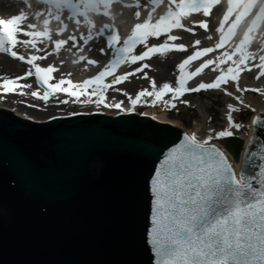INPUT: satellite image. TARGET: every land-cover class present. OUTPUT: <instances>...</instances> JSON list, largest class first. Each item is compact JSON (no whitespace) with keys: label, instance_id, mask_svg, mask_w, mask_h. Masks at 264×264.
I'll list each match as a JSON object with an SVG mask.
<instances>
[{"label":"water","instance_id":"1","mask_svg":"<svg viewBox=\"0 0 264 264\" xmlns=\"http://www.w3.org/2000/svg\"><path fill=\"white\" fill-rule=\"evenodd\" d=\"M252 117L222 144L259 188L264 111ZM42 120L0 107V264H155L151 179L186 133L134 112Z\"/></svg>","mask_w":264,"mask_h":264},{"label":"snow or ice","instance_id":"2","mask_svg":"<svg viewBox=\"0 0 264 264\" xmlns=\"http://www.w3.org/2000/svg\"><path fill=\"white\" fill-rule=\"evenodd\" d=\"M44 2L51 4L56 9V13L50 14L57 21L61 20L59 13L68 9L72 14L70 19L83 16L87 24H92V21L88 19L89 11H99L103 7L107 14V9L117 0H44ZM160 2L161 0H153L155 4ZM219 3L220 0H170V4L174 5V8L169 7L167 12L159 16L154 23L150 15L142 23L135 24L131 34L123 41L122 45L118 34L109 35L108 46L114 51L113 58L96 76L83 82L74 83L71 79L61 78L56 83H50L53 79L52 74L57 69L53 66L42 67L40 64L34 63L45 57L31 55L26 62L33 66L36 78L45 87L42 95L39 91L32 92L31 95L48 101L57 93H66L75 97L77 102L105 104V91L108 88L123 83L130 76L144 72V69L149 67L147 63H142L132 72L114 75L119 66L125 63L143 62L156 54L166 55L173 50H186L184 44L170 43L178 39L177 36L170 33L174 29H184L186 26L182 21L192 13L202 12L205 17H208L213 6ZM256 6V0H228L226 13L217 28L219 41L215 46L195 50L178 65L180 75L176 82L177 86L163 83L161 87L157 88L155 80H152V90L143 89L135 98L129 97L131 104L135 106L144 97H152L154 98L150 101L152 104L163 102L166 107L174 109L177 107L176 102L185 93L220 89L229 81H238L240 74L245 69L251 70L249 61L256 59L249 47L253 41L251 34L259 23L264 21V4L259 6L255 18L252 19L251 24L243 33V37L231 51L222 53L215 60H205L194 71L186 69L193 61L229 44L236 35V29ZM234 14L235 19L229 23ZM136 15L139 17L140 13L137 12ZM24 19L23 13L12 16L10 19H0V51L17 57V52L11 49L18 43L35 48L38 41L43 42L41 38L51 39L47 29L49 20H44V31H35L25 30L21 27ZM79 22V20L76 21V23ZM226 24L228 27L225 30ZM35 27V25H28V29ZM109 27L111 26H104V28ZM200 27L207 31L208 22L201 21ZM187 30L195 31L192 28ZM103 31L104 29H101L99 34H102ZM21 33L31 39L19 40L18 34ZM162 34H168L163 43L157 46H148L150 37L158 38ZM208 38L211 39V37ZM69 39L75 40V37ZM89 39H92L91 30L85 37V43ZM66 43V40L55 41L56 50ZM194 44L199 45L201 41L196 40ZM137 45L144 46L146 50L141 54H134ZM101 51L104 50L101 49ZM19 59L24 60L25 57L20 55ZM259 61V64L254 65L260 69L257 79L264 76V55L259 57ZM228 62L231 64L226 70H221L212 82H201L198 86L191 88L187 86L189 80L197 77L210 65L215 64L216 68H220L221 65L228 64ZM88 63L95 64L96 61L89 60ZM32 75V71L26 73V76ZM144 76L147 78V73H144ZM107 77H114V79L111 83H106ZM19 79H23V77L4 78L0 83V91L15 93L18 89H22L25 86L18 83ZM237 89L239 91L249 90L239 89L238 84ZM251 90L259 91V89ZM225 91L227 92L226 88ZM168 94H171V98L165 100L164 97ZM227 94L232 95L230 92ZM81 97H85V99L81 101ZM93 97L96 99L93 100ZM64 102L67 103V101ZM181 102L188 103V101ZM107 106L119 109L122 107V102ZM228 108L230 111L227 118L232 123L231 113L239 111V108L233 105H228ZM233 126L239 127L240 125L234 124ZM232 134V131L228 129L216 133L220 138ZM210 139H212L211 136L200 141L194 133L185 134L182 142L167 152L151 179V192L154 201L149 243L151 251L155 254V264H264V165H261L260 187L256 188L252 184L255 177H248L243 173L237 174L225 154L216 146L208 143Z\"/></svg>","mask_w":264,"mask_h":264},{"label":"rangeland","instance_id":"3","mask_svg":"<svg viewBox=\"0 0 264 264\" xmlns=\"http://www.w3.org/2000/svg\"><path fill=\"white\" fill-rule=\"evenodd\" d=\"M15 2H18L17 4L20 5V10H22L20 13H17V15H20L21 13H25V18L28 16H32L34 18V22L31 23H27L29 25H36V22L40 23L43 25V29L45 30V25H44V20L47 19L49 20V24L47 25V29L49 31V34L51 36V39L48 38H41L43 40V42H37L36 47L34 48L35 50L38 51V53H35V50L32 52L33 53H28L25 54V61H27L28 58L31 57V55H37V56H43V57H49L47 55H49L50 52L53 51V49L55 48V41L58 40H66L67 43V47L66 45H64V48L67 49L66 54H67V61L65 63L66 68L62 69L60 67H62V61L63 59H59V61L57 62L58 65H56L57 71H56V75H55V79H71L74 83L80 82L81 78H84L87 75H90L92 73H95V71L97 69H90L87 70L85 72L80 71L81 68H85L86 67H94V64H89L88 61L89 60H94L96 61L95 65H97L99 67V62L103 61L104 62L107 60L106 58H101L97 56H91L93 52H101V49H103V53L106 52H112L113 49H111L108 46V36L111 34H118L120 37V44H122L123 41V36H121V30H119L117 28L118 25H116V21L115 19L113 20V17L116 16L117 18H133L134 17V21L133 24L130 25L131 30H133V27L135 24L143 22L147 17H149L150 15L153 18V23L155 22L156 19L159 18V16L165 14L168 10V8L170 7V5L167 4L166 1L161 0V2L159 4H155L153 3V0H117V2L113 3L108 9H107V14H105V9L103 7H101V9L99 11H89L88 13V19H90L92 21V24H87L85 22V18L83 16H77V17H72L71 19L69 17H71V12L70 11H66V10H62L59 15L61 16V20L57 21L53 15H51L50 13H56V9L52 8L49 6V8L43 7L41 6L36 0H14ZM261 4H264V0H256V7H254L252 9V13L248 16L245 17L244 20L241 22L240 26L236 29V35L233 37V40L231 42L230 46H227L228 50H217L214 51L213 53H209L207 54V58L208 59H213L215 60L217 57H219L222 53L227 52V51H231L232 48H234L235 44H237L239 42V40L241 39L242 35V29L246 30V28L251 24L252 19L255 18V15L258 13L259 11V6ZM172 8H174V5H171ZM228 7V0H220L219 6H218V10L219 12L221 11H225V9L227 10ZM154 9V11H153ZM139 12L140 15L139 17H137L136 13ZM202 13V12H201ZM200 14H197L195 16V13H192L189 17L185 18L186 21H188L187 23L183 22L185 24V28L184 29H174L170 34L171 35H175L178 37L177 41L175 42H170V43H178V44H184L185 46H192L190 51L185 52V54H183L179 60L177 61L178 64L177 66L182 63L183 61L180 62L181 58L184 57L186 58L187 55H190V53L193 54V52L197 49H202L204 47L209 46L208 41H204L205 39H203V37H205V34H200V32H202L204 29L200 27V22L201 21H207V18L209 16H211V14L206 17ZM216 14L218 15V13L216 12ZM217 15H214L215 19L217 17ZM235 19V14L230 18L229 23L231 22V20ZM79 20V23H76V21ZM222 18H220V16L217 18L216 21V25L213 28L215 30V32L217 33V28L219 27V24L221 22ZM26 23V21H23V24ZM188 23H192V29H194V32H190L187 29L189 27H187ZM41 25V26H42ZM105 25H110L111 27L109 28H104ZM264 25V21L260 22L259 26H263ZM40 26V27H41ZM258 26V27H259ZM21 27L23 29H27V27L25 25L21 24ZM228 25H225V30L227 29ZM104 29L102 34L100 33V30ZM27 30H32V29H27ZM43 30V31H44ZM91 30L92 32V39H89L87 41V43H85V37L88 36L89 31ZM126 30V29H125ZM208 30V29H207ZM243 30V31H244ZM206 31V30H205ZM125 32V31H124ZM66 35V37H64ZM167 35L168 34H162L159 39H157V37H150L149 41H148V46H157L161 43H163L162 41H165L167 39ZM75 37V40L69 39L70 37ZM261 36L264 38V29L261 32ZM216 40H214V44H216L217 39L219 40V37H213ZM18 39L19 40H26V39H31L30 37H27L25 35L22 34V36L20 34H18ZM196 40H200V41H204V43H201L199 45H195L194 42ZM236 41V42H235ZM161 42V43H159ZM264 42V39H263ZM102 43V45H101ZM105 45V48H104ZM260 43L256 40L253 39L252 43L250 44L249 50L251 52H253L256 56V59L254 60H250L249 61V68L251 70L245 69L241 74L240 77H246V72H252L255 78L254 82H258V85H260L261 89H259L258 93H255L256 95L259 94L263 96L264 94V76H260L259 79H257L256 77L260 75V69L254 67V65L259 64V57L261 55H264V43H262V46H260ZM52 46V47H49ZM68 46H71L72 49H69ZM99 46V48H98ZM24 47H27L24 45ZM49 47V48H48ZM33 47H29V49H31ZM45 48H48V50H45ZM56 49V48H55ZM73 50V51H72ZM146 48L142 45H137L136 49L134 50V54H141L143 51H145ZM43 52V53H42ZM77 53H80L76 58H73L74 55H76ZM42 53V54H41ZM176 53L175 50L170 51L169 53H167L166 55H172ZM6 55V54H5ZM4 54L0 53V58L5 56ZM165 55V56H166ZM19 55H17L18 57ZM161 56L164 55H160V54H156L154 55L152 58L150 59H146L147 61H143V62H137L136 64H128L125 63L123 66V70H122V75L125 73H129L132 72L134 69L138 68L141 66L142 63H147L149 64L148 60H152V59H158ZM57 57V55L55 56V58ZM69 57V58H68ZM72 57V58H70ZM81 57H83L84 61H79L81 60ZM44 58V59H45ZM235 59V58H234ZM79 61L76 62V61ZM55 60H51L49 65L53 64ZM71 61V63H70ZM75 61V63H74ZM40 62V60L38 61ZM103 62V64H104ZM35 63V62H34ZM76 64H79L78 66H75ZM231 64V62H228V64L225 65H221L220 68H216V65H210L208 69H205L201 74H199L197 77L198 81H203V79L208 78L206 81H208L209 79L213 80L215 79V77L217 75L220 74L221 70H226V68ZM52 66V65H51ZM215 69V70H214ZM84 70V69H82ZM187 71H191V66H187ZM144 73H147L146 71H144ZM144 73L140 72L139 76L136 78L135 80V87L132 88L130 90L129 93L126 94L125 99H129V97L132 98V94L136 93V92H140L141 90L145 89V83H151V76L148 75L147 73V78H145ZM175 74L176 77H178V75H180V70H178L177 73H172ZM204 74V75H203ZM206 74V76H205ZM203 75V77H202ZM22 74L17 75V78H21ZM14 79V78H12ZM3 80L0 81V83H2ZM196 82H193L196 83ZM212 82V81H211ZM233 82V81H232ZM232 82L228 83L227 87L223 86L220 89H214V90H210V94L205 97V98H198L197 100H193V99H188L187 96L185 97H180L179 98V102H177V107L176 108H171V107H166L164 105L163 102L160 103V106H155L154 110L151 111V114H156V115H160L163 117L162 119L164 121H169L171 124H175L178 127H180L181 129L185 130L188 129V127H190L191 125H193V123L196 124V126L199 127H203L201 128V131L204 130H208L209 128H211L212 130H218V129H223V127H227V125H234V124H239V127H234V129H236V133H240V134H245L247 131V123L248 121H250L251 116L253 114H255L254 111H252V109L247 108L244 104V100L241 99L239 97V99L234 98V96L229 95L227 93H231L232 90ZM238 83V82H237ZM241 83V82H240ZM242 85H244V83H241ZM143 86V87H142ZM245 86V85H244ZM225 88L227 89V92L225 91ZM29 91H33L35 88L34 86L28 87ZM27 89V90H28ZM134 89V90H133ZM108 90V91H107ZM106 90V93H108V95L110 96V98H112V101L115 100V97L117 96V92H113L112 90H110L109 88ZM134 91V92H133ZM137 93V94H138ZM248 95H251L252 93L248 92ZM220 96V98L222 99L221 101H223L222 103H217L216 105L212 104V100L215 98H218ZM124 99V98H122ZM150 100H152V98H147L142 107L138 108V111H136L137 113H143L145 110H147L148 107L147 104H149ZM117 101V100H116ZM119 102L121 100H118ZM181 101H188L187 104L191 105H195L196 103H200L201 108L203 109V114H202V118L201 120H199L198 118L195 117L194 114H190L189 112H185L183 110H181V104H185L182 103ZM241 101H243V103H241ZM263 103L264 105V98L260 101ZM186 105V104H185ZM228 105H233L234 107L239 108V111H233L231 114L233 116V122L230 123L228 120V114L230 109L228 108ZM124 107V106H123ZM146 108V109H145ZM218 109L215 110L214 109ZM157 111V112H155ZM199 113V112H198ZM151 115V116H152ZM201 115V113H200ZM214 116V121L217 119L219 120V123L222 124V127H216V126H211V123L208 122V120H206L207 116ZM208 139V136H206ZM210 137V136H209ZM223 139H210L208 140V142L211 143H217L220 142V144L222 143Z\"/></svg>","mask_w":264,"mask_h":264},{"label":"bare ground","instance_id":"4","mask_svg":"<svg viewBox=\"0 0 264 264\" xmlns=\"http://www.w3.org/2000/svg\"><path fill=\"white\" fill-rule=\"evenodd\" d=\"M163 1H166L167 4L170 5V7H171L170 0H163ZM17 3L18 2H15L14 0H0V19H10V18H7V16H10L11 14H15L17 12H20V5H18ZM218 6H219V4L213 6V9L210 13L211 16H209L207 18V22L209 25L208 30L207 31L203 30L202 32H200V34H205V37H203V39H205L204 41H206V42L208 41L209 46H207V47H214L215 46L214 40H216V39L213 37H216V38L219 37V33L218 32L216 33L213 28L216 25L217 18L221 14H224L223 13L224 11H222V12L217 11L219 9ZM216 12L218 13V15L216 14ZM197 14H200V13H195V16ZM202 15H203V13H201V16ZM214 15H217L216 19H215ZM114 19L116 21V25H118L117 28L119 30H121V36H123L122 38H124L125 35H129V33H130L129 31L131 30L130 25L133 24V21L135 20L134 17L133 18L128 17V18L122 19V17L117 18L116 16H114L113 20ZM205 19H206V17H205ZM24 20L26 21V23H24V25L27 27V29H28V25H29L27 23H31V22L35 21L31 15L29 17L27 16ZM183 22L187 23L188 21H186L184 19ZM36 23H37L36 25H38V27H36V29H34L35 31L43 29L42 24H40L38 22H36ZM187 27L191 28L192 23H188ZM263 29H264V25L261 27L259 26L251 34L253 36V39L256 40V43H257V41L260 43L259 47L262 46V43H264L263 42L264 38L261 36V32ZM243 30L244 29H242L241 35H243V33L247 30V28H246V30H244V31ZM64 37H66V35ZM208 37H211V39H209ZM157 39H159V37ZM123 40H125V39H123ZM204 41L203 42L201 41V43H204ZM218 41L219 40L217 39V42ZM162 42H164V41H162ZM159 43H161V42H159ZM101 45H102V43H101ZM230 45H231V43L227 44V46H230ZM227 46L225 45V47L220 49V50H224V49L228 50ZM29 47L30 46L24 47V44L18 43L11 50L12 51L15 50L18 54H22L25 56V54L33 53L32 50L33 51L35 50L34 48L29 49ZM49 47H52V46H49ZM66 47H67V45H66ZM68 47H69V49H72L71 46H68ZM191 47L192 46H186V50H184V51L175 50L176 53L172 54L171 56L170 55H166V56L164 55L158 59L148 60L149 64H151V65H149L148 68L144 69V71H146L148 73V75L151 76V79L155 80L157 88L161 87L163 85V83H169L172 86H177L176 82H177L179 75H178V77H176L175 74H172V73L178 72L179 68L177 66V64H178L177 61L179 60V58L183 54H185V52L190 51ZM48 48H45L44 51L48 50ZM98 48H99V46H98ZM104 48H105V45H104ZM217 50H219V49H216L215 51H217ZM66 51H67V49L64 48V45L59 50H56L54 48L53 51L50 52L49 55H47L49 57H46L45 59L40 60V62L38 64L42 63V65H43L45 63H50L51 60H55L53 65H55V68H56V65H58L57 62L59 61V59L60 60L63 59L62 61H64V62L61 63L62 67H60V68L65 69L66 68L65 63L67 61ZM35 53H38V51L35 50ZM79 54L80 53L76 52V55H74L73 58H76ZM190 54H192V53H190ZM56 55H57V57L55 58ZM91 56H97V58L98 57H101V58L104 57V58L110 59V60L112 59V54L109 52H106V51H105V53H103V52L101 53L99 51L93 52ZM207 56L201 57L200 60L193 61L189 65V66H191V71H194L196 67H199V65L201 63H203L205 60H207L208 59ZM70 58H72V57H70ZM184 59H186V58L182 57L180 62L183 61ZM38 61L39 60L35 61V63H37ZM75 61H74V63H75ZM79 61L82 62V61H84V59H81ZM79 61H76V62L79 63ZM145 61H147V60H145ZM103 62H104V60L99 62V64H102ZM70 63H71V61H70ZM78 65L79 64H76L75 66H78ZM123 65L124 64H122L121 66L118 67L119 70L115 73V75H122ZM30 68H32L31 65L27 64V62L25 60H20L16 57L14 58L13 56L5 55V56L0 58V81L3 80L4 78H9V79L15 78V77H17V75H20L22 73L26 74L25 72L27 70L32 71V69H30ZM94 68L97 69L98 66L94 64V67H89V68L86 67V69L81 68L80 71L85 72V71L90 70V69L93 70ZM82 69H84V70H82ZM54 73L56 74V71ZM139 73H136L135 76H130L123 83L113 85L111 88H109L113 92L118 93L117 96L115 97L114 101H112V98H110L108 93H106V91H105V96H106L105 104H97L94 102H89V103L77 102L75 100V97H72V98L68 97L65 93H57L54 96L50 97V99L48 101H43L41 99L33 97L30 94L28 87L29 86L33 87L35 82L34 83L32 82V78L30 76H24L22 81H20L22 83V85L25 86L22 89H18L17 92H15V93H3L2 91H0V107H3L5 109H9V110H13L15 112L17 111V112L23 113L25 115L27 114V115L33 116L35 118L37 117V118L43 119V120H46V118L51 117V116H55V115H65V114L75 113L76 111L89 112V111H93L94 109H97L98 111H101L102 113L105 112L108 114L109 113L114 114L118 111L119 112H123V111L127 112L128 111L127 109L130 108V107H127V104H129V103H130V105H132V104H131L130 100H128L127 98L125 99V97H126V94L129 93L130 90L135 87V85H136L135 80L139 76ZM142 73H144V72H142ZM245 74H246V77H240L239 80L236 82L229 81V83L232 82V84H231L232 90H233L231 92L232 96H234V98H237V96H239L241 99L244 100L245 106L249 109L251 108L252 111H254V112L255 111L256 112L264 111V105L262 102H260L264 98V94L262 96V95H260V92H259V94L256 95L255 93H258V91L254 92L251 90V89H261L260 85H258V82L257 83L254 82L255 78H254V76H252L253 75L252 72H246ZM93 75H95V74H93ZM203 75H202V77H203ZM205 76H206V74H205ZM197 78L195 80H193V82H196L198 80ZM113 79H114V77L106 78L105 82L111 83V81ZM207 79L208 78L203 79V81H198V82L194 83V85L192 82H191L192 85H190V84H187V85H189V87L191 88V87L198 86L201 82L207 83V82H211L214 80V79L213 80L209 79L208 81H206ZM80 80H82V78ZM58 81L59 80H57V82ZM240 82L241 83L243 82L245 86L242 85ZM52 83H54V82H52ZM237 84L239 85V89H249V90L248 91H239L237 89ZM64 86L66 87L67 85H64ZM223 86L227 87L228 85L227 84L222 85L221 88ZM144 88L148 89V90H152L151 83L150 82L145 83ZM89 90L91 91V89H89ZM210 90H214V89L201 90L200 92H196V93H185V95L182 96V98L185 96H187V98L189 100L190 99L197 100L198 98L199 99L205 98L210 94ZM38 91H40L41 94H43V92H44V91H41L40 88L38 89ZM21 92H23V94H20ZM248 92H250L252 94L248 95L249 94ZM122 98H124V99H122ZM147 98L151 99L152 97H144L141 102L136 104L137 107L140 105L141 106L145 105L144 104L145 102H143V101H145ZM170 98H171V94H168L164 97L165 100H168ZM84 99H85V97H81V101H83ZM92 99L95 100L96 97H93ZM152 99H154V98H152ZM116 100H121L120 102H123V104H124L123 109L115 110V109H112L111 107L107 106V105L116 104L118 102ZM221 100L222 99L219 96L218 98L213 99L211 102L213 105H216L217 103H219V104L222 103L223 101H221ZM64 101H67V103H65ZM177 102H179V101H177ZM160 103L161 102H158L156 104H152L151 102H149V104H147V106H145V107H148L147 110H145L142 114L152 115L151 111L155 109L154 108L155 106H157V105L160 106ZM131 107H133V105ZM137 107H135V109H133V110L137 111L138 110V109H136ZM181 110H183L185 112H189L190 114H194L195 117L198 118L199 120H201V118H202L203 109L201 108L200 103H196L195 105H193V104H191V105L181 104ZM215 110H218V109L216 108V109H214V111ZM155 112H157V111H155ZM200 113H201V115H200ZM152 117L156 118L157 120L163 121V119H162L163 117L161 116V114L160 115L153 114ZM206 120H208V122L211 123V126H216L217 128L220 126L222 127V124L219 123L220 119H217L214 121V116L208 115ZM172 125H175V124H172ZM175 126L178 127L177 125H175ZM250 126H251V122L248 121L247 126H246V127H248L247 131L243 135L240 133H236V129H234L233 125L232 126L227 125V127H223V129H218V130H212L211 128H209L208 130L201 131V128H203V127L196 126L195 123H193V125L188 127V129L185 128V132H186V134H193L194 133L196 135L197 139L200 141L206 140V138H207L206 136H208V137L211 136L212 139L215 138V139L219 140V139H223L224 137L220 138L216 135V133L223 131L225 129H228V130H231L233 134L239 135L243 139V142H244V140H246L248 138V135L250 134V129H251ZM178 128H180V127H178ZM215 144L218 145L219 147H222L220 142H217V143L215 142ZM224 152L227 156V159H229V162L232 164L233 168H236V166L239 164V161L234 160L231 157V154H228V152L226 150Z\"/></svg>","mask_w":264,"mask_h":264}]
</instances>
